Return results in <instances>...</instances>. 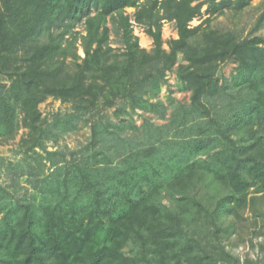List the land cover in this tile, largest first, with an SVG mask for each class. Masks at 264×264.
Wrapping results in <instances>:
<instances>
[{"label": "trees", "instance_id": "1", "mask_svg": "<svg viewBox=\"0 0 264 264\" xmlns=\"http://www.w3.org/2000/svg\"><path fill=\"white\" fill-rule=\"evenodd\" d=\"M250 1L0 0V137L24 127L32 146L41 145L45 119L38 105L48 96L71 103L76 112L69 116L88 114L87 121L101 97L105 105L121 97L136 107L143 94L158 90L180 53L187 63L178 65L177 75L191 91L190 105L172 115L180 136L162 142L161 155H155L159 146L149 145L118 150L116 164L105 152L99 160L100 151L67 159L42 179L38 206L2 203L1 189L0 264H238L203 237H218L220 214L237 215L252 199V187L264 192V37L210 32L197 47L192 41L202 24L189 23L203 5L212 15ZM128 7L153 39L151 51L132 34ZM163 19L174 21L178 34L168 49L162 46ZM108 21L122 38L120 53L111 52ZM81 22L84 34L65 37ZM40 32L47 40H39ZM79 34L84 56L72 63L62 42L70 45ZM229 58L238 63L237 90L213 76L216 64ZM218 95L221 100L208 108L204 99ZM99 125L91 124L94 144ZM238 133L244 135L234 138ZM208 173L227 189L211 209L196 194ZM189 221L200 228L190 230ZM129 241L137 245L135 255L123 253Z\"/></svg>", "mask_w": 264, "mask_h": 264}, {"label": "rangeland", "instance_id": "2", "mask_svg": "<svg viewBox=\"0 0 264 264\" xmlns=\"http://www.w3.org/2000/svg\"><path fill=\"white\" fill-rule=\"evenodd\" d=\"M143 0H140L142 2ZM206 5L202 6V15L190 21L191 26L202 24L198 35L193 38V45L202 47L206 43L210 32L225 33L231 32L242 40L253 36L264 37V0H251L242 9L225 8L221 13L209 15L205 11ZM128 14L134 12L133 7L125 9ZM132 34L138 38L140 47L151 51L154 47L153 39L146 33V26L133 20ZM108 44L112 47L113 53H120L124 49L122 38L115 33L111 22ZM57 31L56 29L54 30ZM81 32L84 34L83 23H77L68 32ZM75 35V34H74ZM161 37L163 48L168 49V41L177 38V30L174 21L162 20ZM39 40H47L45 32L39 33ZM68 48L67 60L81 62L84 56L81 37L78 35L76 41L68 44L67 40L62 42ZM77 54V56H75ZM183 55H178L177 62L171 69L164 71L163 81L159 84L158 90L151 91L141 96L138 104L133 107L130 100L117 97L112 105H105L101 97L97 106L93 108L91 120L87 121L88 114L75 119L72 114L76 112L71 103L63 102L52 96H48L38 106L41 117L45 119L41 128V145L32 146V135L28 128L20 127L14 137H0V192L5 189L2 195L6 197L2 203H10L15 206L17 200H27L38 206L42 200L43 193L40 192L43 185V178H48L52 172L65 163V160L74 158L81 160L85 154L98 153V159H103V152L107 157L112 158L116 164L120 160L117 151L126 152L128 146L143 148L149 145L159 146V156L163 153L164 144L174 135L175 118L180 116V110L190 105L191 91L185 86L177 75L179 64H186ZM238 63L233 58L225 59L216 64L213 76L219 85H226L232 90H237L239 81ZM221 100L220 96L204 99L208 108L211 102ZM164 117L160 118V114ZM174 118V119H175ZM70 119V122L65 120ZM207 121V116L201 118ZM65 122V123H64ZM201 122V121H200ZM103 125L101 133L98 134L99 140L92 141L91 124ZM120 126L117 128V126ZM162 127L161 135L159 127ZM181 133V132H180ZM178 138L180 135H177ZM244 135L243 133L234 134V138ZM246 137V136H245ZM181 138V137H180ZM264 145V144H263ZM165 152V151H164ZM196 194L208 206L213 208L219 196L226 193L227 189L217 182L210 173L206 174L201 184L196 187ZM165 196V195H163ZM246 206L238 211L237 215L226 211L219 216L218 237L211 233L205 234L204 242L216 252L223 247L237 260L238 264H264V192L258 191L254 186L249 190ZM164 202L171 205L167 197ZM194 210V209H193ZM1 216V213H0ZM190 219V214L187 215ZM190 230H198L200 224L189 221ZM203 236V234H202ZM137 245L129 241L123 249L126 255H135ZM219 254V253H218ZM228 261L225 258V262ZM229 262V261H228Z\"/></svg>", "mask_w": 264, "mask_h": 264}]
</instances>
